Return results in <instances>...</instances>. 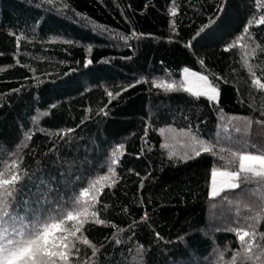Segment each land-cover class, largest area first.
I'll return each mask as SVG.
<instances>
[{"label":"trees","instance_id":"trees-1","mask_svg":"<svg viewBox=\"0 0 264 264\" xmlns=\"http://www.w3.org/2000/svg\"><path fill=\"white\" fill-rule=\"evenodd\" d=\"M172 7L173 0H0V166L22 161L13 206L47 216L71 205L123 144L117 182L96 206L106 224L83 229L98 251L79 245L81 264H264V217L250 254L233 231L264 208V187L210 196L211 169L223 162L203 152L180 159L191 150L179 134L191 129L217 148L264 152V125L255 122L264 120V93L252 88L244 64L255 48L248 65L261 76L264 25L225 51L264 9L255 0H175L172 16ZM183 68L207 75L219 103L152 86L181 81ZM66 129L73 131L56 134Z\"/></svg>","mask_w":264,"mask_h":264},{"label":"snow or ice","instance_id":"snow-or-ice-1","mask_svg":"<svg viewBox=\"0 0 264 264\" xmlns=\"http://www.w3.org/2000/svg\"><path fill=\"white\" fill-rule=\"evenodd\" d=\"M46 2L52 3L53 0H46ZM63 6L68 7L67 3H64ZM255 7L257 10L264 9V0H255ZM170 14L176 15L175 0H173ZM213 23L215 20L210 18L209 22L203 25L196 35L199 36ZM252 25H264V14H260L258 17L254 15L250 18L243 32L225 48V51L241 45L246 36L251 39L250 27ZM122 38L127 39V37ZM244 47L246 48L247 45ZM255 50L253 48L252 53ZM261 50L264 51V49ZM252 53H245L244 64L251 77L252 88L259 93H264V69H261V76H257L253 68L248 65L247 57ZM200 63L203 64V61ZM151 84L155 88L162 89L165 93L182 91L197 100L203 97L209 102L219 103L218 86L207 75L191 71L188 68L183 69V80L181 81L154 79ZM130 87H134V85H130ZM107 94L114 98L112 92ZM115 95H119V93ZM260 115L264 116V104L261 105ZM234 119L238 118L232 117L229 123ZM245 120L250 128L253 123L252 119L245 118ZM255 122L264 125V120ZM72 131L73 129H66L56 134L63 138ZM160 131L163 134L165 130L161 129ZM169 131L172 130L169 129ZM235 131L240 132L241 129L237 127ZM179 134L187 137L188 147L191 150V154L186 151L180 156V159H194L203 152L211 153L223 162L222 166L211 169L210 195L212 197H218L226 191L240 188L242 184H255L264 187V152L255 154L246 150L233 151L224 147L217 148L215 144L199 139L191 129L181 130ZM27 139H31V136L29 135ZM162 147H168V144H164ZM123 149V144L115 147L111 154V165L108 167L107 173L91 179L87 186L81 188L79 193L73 197L71 205L57 209L55 214L47 216L40 214L29 216L27 215L28 208H25L24 214H21L13 206L17 184L20 180V163L22 161L12 160L0 166V264H81L79 245L91 248L92 255L95 256L98 249L84 234L83 229L89 222L106 224V221L100 219L96 206L100 203L99 197L104 189L114 187L117 182L118 177L113 166L119 163ZM226 152L227 156L224 155ZM176 155L175 152H170L169 158ZM40 195L44 194L41 192ZM262 217H264V208L249 218L253 223H249L246 227L233 229L245 253L252 252L256 241L255 222H258ZM235 260L236 257H233V264H235ZM83 264H87V261H84Z\"/></svg>","mask_w":264,"mask_h":264},{"label":"rangeland","instance_id":"rangeland-1","mask_svg":"<svg viewBox=\"0 0 264 264\" xmlns=\"http://www.w3.org/2000/svg\"><path fill=\"white\" fill-rule=\"evenodd\" d=\"M184 69V68H183ZM183 69H182V71H181V77H182V80H183ZM189 69V68H188ZM191 70V69H190ZM191 71H193V70H191ZM196 72V71H195ZM202 74V73H201Z\"/></svg>","mask_w":264,"mask_h":264},{"label":"crops","instance_id":"crops-1","mask_svg":"<svg viewBox=\"0 0 264 264\" xmlns=\"http://www.w3.org/2000/svg\"><path fill=\"white\" fill-rule=\"evenodd\" d=\"M210 186H211V184H210ZM209 194H210V190H209ZM211 196V195H210Z\"/></svg>","mask_w":264,"mask_h":264}]
</instances>
